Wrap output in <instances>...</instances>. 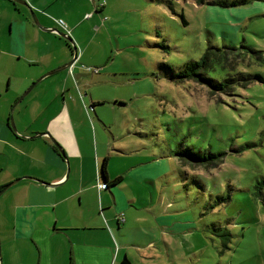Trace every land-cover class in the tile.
<instances>
[{"label": "rangeland", "instance_id": "1", "mask_svg": "<svg viewBox=\"0 0 264 264\" xmlns=\"http://www.w3.org/2000/svg\"><path fill=\"white\" fill-rule=\"evenodd\" d=\"M112 1L111 16L88 17L74 32L77 38L73 29L68 32L81 52L88 48L79 66L99 69L92 77L86 71L81 89L88 94L83 99L75 83L70 86V101L90 110L95 101L99 119L109 127L95 121L99 130L89 140V127L80 125L82 153L88 154L90 145L96 152L98 143L101 152L113 143L136 152L130 161L143 155L148 159L154 150L173 164L177 172L168 176L174 177L168 198L159 189L154 210L164 221H181L187 227L183 233L166 234L174 264H264V82L237 86L232 95L212 96L208 86L195 80L172 79L163 65L179 70L199 59L210 44L237 50L244 44L263 50L264 57V0L231 7L196 0ZM93 24L94 29L101 26L95 37ZM247 56L240 69L264 75V59L252 52ZM68 69L43 79L29 98ZM15 89L16 83L7 98ZM10 100L8 111L14 103ZM182 140L196 150L224 153L223 160L215 167L183 162L177 154ZM148 191L145 188L150 198ZM160 198L172 204L170 217L164 216ZM136 212L143 224L156 218ZM166 240L161 243L167 250ZM157 250L159 257L134 254L133 264H166L167 255Z\"/></svg>", "mask_w": 264, "mask_h": 264}, {"label": "crops", "instance_id": "2", "mask_svg": "<svg viewBox=\"0 0 264 264\" xmlns=\"http://www.w3.org/2000/svg\"><path fill=\"white\" fill-rule=\"evenodd\" d=\"M26 1L28 5L0 0V190L19 179L0 195V264H120L124 258L133 264L134 254L146 259L157 249L167 255L166 264H174L175 253L166 234L183 233L187 227L181 221H164L154 210L159 189L168 198L172 184L168 185L174 180L168 176L177 172L173 164L163 162L154 150L150 159L143 155L144 159L130 161L136 152L115 148L113 143L102 147L101 152L98 143L96 152L90 145L88 154L82 153L80 125L89 127V140L95 139L99 130L95 121L109 128L99 119L95 101L90 105L94 115L86 104L83 109L70 101L73 83L82 99L88 94L83 93L81 84L87 81L89 66L78 64L88 48L84 52L77 48V59L66 75L53 78L29 98L38 83L57 72L45 76L15 103L38 76L63 66L74 56V49L67 44L71 42L51 29L67 34L73 29L75 35L88 17L111 16L114 1ZM59 19L65 21L68 30L60 27ZM94 25L95 37L101 26L94 29ZM22 65L26 68H19ZM90 73L91 77L95 74ZM14 83L16 89L7 98ZM8 99L10 104L14 102L13 111L6 109ZM52 139L64 148V154ZM118 159L129 163L121 164ZM105 162L106 177L101 172ZM118 177L122 178L116 180ZM101 182L108 186L99 187ZM145 188L150 189V198ZM160 200L164 216L170 217L172 204ZM136 211L155 214L156 218L140 223ZM162 240H166L167 250Z\"/></svg>", "mask_w": 264, "mask_h": 264}, {"label": "trees", "instance_id": "3", "mask_svg": "<svg viewBox=\"0 0 264 264\" xmlns=\"http://www.w3.org/2000/svg\"><path fill=\"white\" fill-rule=\"evenodd\" d=\"M198 4H216L220 6H238L248 2V0H196ZM184 23H188L185 16ZM68 46L73 50L71 44L67 41ZM237 46L224 45L218 46L210 44L199 59H192L184 63L179 70L164 63V67L169 71V76L176 80L192 79L198 83L209 87L212 96L217 94H234L237 86L247 87L254 81L264 82V75L260 72H249L240 69V66L245 60L250 57L248 52L258 55L259 60H263V50H258L253 47H248L244 44L241 49L237 50ZM247 56V58H246ZM177 154L183 162L189 161L196 164H210L217 166L223 160L224 153H214L205 150H196L193 147L186 145L184 141L179 142ZM167 162V160L163 161ZM187 163V162H186ZM102 175L106 177V162L103 164ZM118 177L116 180H120ZM264 184V180L261 181ZM262 188V187H261ZM227 239L230 240V234H227ZM120 264H131L128 258H124Z\"/></svg>", "mask_w": 264, "mask_h": 264}, {"label": "water", "instance_id": "4", "mask_svg": "<svg viewBox=\"0 0 264 264\" xmlns=\"http://www.w3.org/2000/svg\"><path fill=\"white\" fill-rule=\"evenodd\" d=\"M16 2H19V3H22V4H26V5H28L27 4V1L26 0H15ZM30 10H31V13H32V15H33V18H34V20H35V22H36V24L37 25H39L40 26V22H39V20H38V17H37V15L35 14V12H34V10L32 9V8H30ZM52 31H56V32H58L61 36H63V37H66L67 39H69L70 41H71V44H73V48H74V56H73V58L69 61V62H67L66 64H64L63 66H61V67H59V68H56V69H54V70H52V71H50V72H48V73H46L45 75H43V76H41L37 81H35L25 92H24V94L18 99V101L16 102V103H18L19 101H21L33 88H34V86L38 83V81H40V80H42L45 76H47V75H49V74H52V73H55V72H58V71H61V70H64V69H67V68H69V67H71L73 64H74V62L76 61V59H77V55H78V50H77V46L75 45V43H74V41L72 40V38H71V36H69L67 33H64V32H62V31H60L59 29H57V28H52L51 29ZM13 111V110H12ZM11 122H12V126H13V128L16 130V126H15V122H14V120H13V117H11ZM49 134V133H48ZM40 135H43V134H40ZM50 135V134H49ZM51 136V135H50ZM53 140V142H54V144L56 145V146H58V148H59V150H60V152L62 153V154H64V150H63V148L58 144V142L55 140V139H52ZM19 179H17V180H15L14 182H12V183H10L9 185H7L6 187H4L2 190H0V195L8 188V187H10L13 183H15V182H17ZM102 183V182H101ZM0 261H1V242H0Z\"/></svg>", "mask_w": 264, "mask_h": 264}, {"label": "built area", "instance_id": "5", "mask_svg": "<svg viewBox=\"0 0 264 264\" xmlns=\"http://www.w3.org/2000/svg\"><path fill=\"white\" fill-rule=\"evenodd\" d=\"M58 23H59V25H60L61 28H63L64 30H68L67 29V24L65 23V21L63 19H59L58 20ZM88 70L89 71H92L94 73H98V70L99 69L96 68V67L89 66L88 67ZM99 187L106 188L107 187V183L106 182L99 183Z\"/></svg>", "mask_w": 264, "mask_h": 264}, {"label": "flooded vegetation", "instance_id": "6", "mask_svg": "<svg viewBox=\"0 0 264 264\" xmlns=\"http://www.w3.org/2000/svg\"><path fill=\"white\" fill-rule=\"evenodd\" d=\"M107 186H108V184H107Z\"/></svg>", "mask_w": 264, "mask_h": 264}]
</instances>
